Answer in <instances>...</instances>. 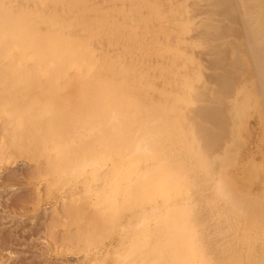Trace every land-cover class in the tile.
Instances as JSON below:
<instances>
[{
	"label": "bare ground",
	"instance_id": "1",
	"mask_svg": "<svg viewBox=\"0 0 264 264\" xmlns=\"http://www.w3.org/2000/svg\"><path fill=\"white\" fill-rule=\"evenodd\" d=\"M122 1L123 0H117L116 2L114 1L115 2V5H114L113 2L110 1L107 4L106 1H104V0H0V168L3 165L5 166V165L10 164V163L12 164V162L14 160L15 161H16V159L19 160L18 158H21L24 162L31 163L32 164L31 166L35 167L36 171L38 170L37 171L38 177L36 178V180L34 179L30 182H32V184L34 185L35 191L37 190L39 192V193L37 192V194L40 195V198H38V199H39V201H41V206H47V205L49 207L50 206L51 207H57L59 205L65 206L64 209H66V211H65L66 214H63L64 215V218H63L64 230L63 231H64V236H65L66 240L68 241L66 243L68 246H66L64 248L63 243H62L63 246H60L62 248H59L58 246H51V248H52L51 254L52 255H54V256H62V254L66 255V256L69 255V256L74 257L76 259V261H75L76 264H182L183 255L186 253L189 254V252H191V249L195 246V244L199 242L198 239L192 238V236H193L192 230H194V229H190L189 227L188 228L185 227L182 229L181 232H177V234H175L173 232L174 231L173 229L175 227L172 229V228H169V227L163 225V226H160L158 228L156 225L159 223V220H158L159 218L154 217L155 215H154V213H152L153 209L151 207H146L145 209H142L143 205L152 206V205H154V203L150 202L148 198L133 199L129 196L131 194L130 193L131 188L127 189V187L130 186V184L132 182L137 183V182H139V180H137V181L131 180L126 175L128 173L127 168L129 169V167L121 168L120 166L116 165L114 154L104 151V147L101 144H99V142L97 140V138H98L97 134L94 131L95 129L100 128L104 132L107 131L112 135H118L119 136L120 133L121 134L126 133L127 137L131 138V133L135 130H138V128L142 127V124L139 121H136V122H134V126L136 128H134L132 125L133 118H140L147 113V112H145V110H147V109H146V107L144 108V106H139L138 108L133 109V111L132 110H126V111H123L122 113L117 111L118 109H121L120 108L121 103H123V102H124L123 103L124 107H122V109H125V108L128 109L129 108L130 105L128 103V100H126V98H127L126 96H128V95L124 94L122 92V90L117 94H113V93H111L112 95H110L108 93L105 94L104 93L105 84L107 86H109V85L107 83H105L106 80L105 81L103 80V82H102L101 72L103 73L102 74L103 76H105V75H104V72L100 70V65L104 64L103 61L106 58V56L103 57V53L106 52V50H107V52L110 51L108 49H105L104 47H108L109 45H111L113 43H110L109 45L105 44V43L103 44L102 43L103 42L102 37L104 35H102V34L104 33V31L99 32V30L97 29L98 26H95V25H94V27H91V28H88L85 30V28H82L81 25L76 24V20H75L76 18H74V16L75 17H78V16L81 17L82 14L87 13V11L89 9H92V10L94 9V11H97V14H98L99 10H103V9L106 10V8L111 7V6L121 8V6L124 5V4H122ZM133 1H135V2H133ZM133 1L131 3H133V4H136V3L146 4V5H149L151 7L152 11H155V10L159 11V12L156 11V13L157 14L159 13V15L162 17V20H160L159 23L150 24V27H148V29H150L151 25H152L153 26L152 34L157 35V37L161 39L160 42L162 41V44H161L162 48H160V50H162L166 54L172 55V57L174 55L176 57H179V60L181 63H184L186 61L185 64H187V65H182L181 63H179L176 65V68H175V66H173V65L177 61L176 60L174 62V64L172 65L173 69H170V71L167 70L165 75L162 74L163 76H165L163 79L164 80L169 79L170 80L169 83H171L170 88L164 89V90H167V89L169 90L166 93V94L169 93V97H167L165 100L171 101V100L175 99L176 95H181V90H180L181 85L187 87V90H185V91L182 90V91H184V93H183L184 99L181 102H179V107L181 108L182 111H184L185 115L181 114L182 117L181 118L179 117V119H181V120H182V118L188 119V121H189L188 124L190 122L194 123V120H196L194 110L196 108H198V109L200 108V110L206 109V112L204 115L206 117L207 113L210 112L207 110L208 109L210 110L212 108H215V109L219 108L223 104L221 102L222 100H223V102H225V105L227 104L226 100L228 98H226L224 101L223 98H225V96H223V95H226L225 93H226V91H228L227 89L229 87L226 86L227 88L221 89V91L216 89L219 92L215 93V88L213 87L215 85H213V83H212V85L208 84L210 80L207 81L205 79V77H203V75L209 76V73L211 75L212 71L210 72V70H212L213 68L216 69V66L219 63L218 62L219 58H222V56H220V55L222 54L224 56L225 54H228L226 52L230 49V47L228 49V45L231 46L230 43L233 42L232 44H234L236 47H239V48L241 47V50H242V52H244V55L240 56L241 58H239V60H237L238 59L237 58L236 60H234L235 62H231L230 63L231 68H229V64L228 65L226 64L225 67L228 66V68L231 69L230 71L228 70L229 73H227V75H232V76L237 75L236 77H238V80L235 77L237 81L236 80H234V81H236L238 84L242 85V83H241L242 81H240V79L242 80V78H243V80H244L243 82H245V80L248 81L247 79H250L248 81V82H250L252 78L257 76L256 74H259V75L264 74V65H263V68L261 70L257 69V71H255V72H254V70H252V68L254 69L255 66L253 64H250V59H249L250 57H248V56H250L252 52H253V54L251 55V57L253 58V56H255L254 55V47L255 46H252L253 41L251 40V38L248 39V37L247 38L244 37V39L240 40V38L242 36L239 37V33H237L238 34L237 36L239 37L238 41L240 40L238 42V43H240V45H239L238 43H234L235 39H236L235 42L237 41L236 34L233 33L234 34L233 35L231 33L233 31V29L235 32L240 26H242L246 21H248V20H246V21L244 20L245 17H246V19H249V17L252 16V13L248 12V9H251L252 7L248 8V6L246 7V5H245V4L250 3L248 0H247L248 3H245V4H244V0H242L243 1L242 2L243 7H245L243 10L245 12H242L240 14H242V15L245 14V16L243 15L244 18L243 17L238 18L239 19L238 21L235 19V17L232 14L236 13L235 12L236 9L234 7L236 6L237 3H238V5H237L238 10L237 11H239V9L242 10V6L239 5L240 2H238L240 0H238V1L236 0L237 1L236 4H235L234 0H133ZM229 1H234L233 2L235 4V5L233 4L234 7H233V5H232V7H231V5L229 6V4H228ZM260 1L257 0L255 2V4L257 2L258 3L256 5L254 4V6H253L256 9L255 10L256 13L254 15L253 21L255 24L257 23L254 26V27H256L255 29H261L263 27L262 33H261V38H260L261 42L263 44L264 43V22H263L264 21V19H263L264 18L263 17L264 16V0L262 2H260ZM125 2H126V0H125ZM128 2H129V0H128ZM251 3H253V2H251ZM125 5H127V2ZM237 6H236V8H237ZM239 6H241V7H239ZM227 8H229L230 10L232 8L233 13H231L232 11L230 12V10L227 11L228 10ZM257 8H259V9H257ZM115 9L113 8V10H115ZM225 9H227V10H225ZM233 9H235V11ZM223 10H225V11H223ZM107 11H108V9H107ZM130 11H131V8L128 10V12H130ZM221 11H223V13L226 12L227 13V14H225L226 16L229 15V13H231L232 17L231 16H229V17L233 18L234 21L231 19L228 20V18L225 15H221ZM246 11L248 14H246ZM119 12H121V11H119ZM119 12L116 11V14ZM132 13H134V12H132ZM116 14L114 13L112 17L114 18V16ZM260 14H261V16H259ZM242 15H240V16H242ZM246 15L249 17H247ZM221 16L226 17V18H224L225 20L227 19L225 22L226 25L225 24L221 25V27L223 26L221 29L219 26L218 29H220L222 31L221 32L219 31V33L216 32L217 33L216 34V33H214V31H215L214 27L217 26L216 24H218V25L220 24V23H216V22H219V20L220 21L224 20L223 17L221 18ZM255 16H258V17L256 18ZM104 17H106V14ZM118 17H120V15H118ZM134 17H135V15H131V14L124 15V13H123V15H121L122 19H124L126 22L128 21L127 24L123 21L126 25L129 24V27L133 26V28H136V33L142 32L146 28L145 25L147 22L145 20L140 21L136 26L135 23H137L139 20L137 19V22H136L133 19ZM143 17H145V15ZM135 18H137V16ZM150 18H152V17H150ZM100 19H99V21H100ZM122 19H119V21H121ZM96 20H98V19L96 18L95 21ZM133 20L135 21V23ZM101 21H102V19H101ZM119 21H118V23H119ZM150 21H152V20H150ZM102 22H105V21H102ZM227 22H229V23H227ZM105 23L107 24L108 22H105ZM124 23H123V25H125ZM260 24H262V25H260ZM257 25H260L261 27L258 26V28H257ZM103 28H104V30H106V27H103ZM235 28H236V30H235ZM109 30H111V29H109ZM212 31H213V34H215V35H213L211 33ZM240 31H242V30H240ZM125 33H127V28H126V31L124 32V34ZM136 36H139V34H137ZM151 37H152V35H150L148 38H151ZM140 39H142V38H140ZM231 40H232V42H231ZM121 41H122V39H121ZM104 42H106V41H104ZM126 44L124 43V45H126ZM141 44H143V43H141ZM106 45H108V46H106ZM130 45H132V42L130 43ZM137 45L138 44H136V46ZM100 46H103V48H101ZM225 46H227V47L225 48ZM145 47H147V45ZM150 47H151V45H150ZM221 47H223V48L221 49ZM231 47H234V46L232 45ZM210 48H212V49L214 48L215 49L214 51H216L217 49L218 50L224 49L223 51L225 53L223 54L222 53L223 51L222 52L218 51V52H216V54L214 56V55H212L214 52L211 53V52L204 51V50L208 51V49L210 50ZM118 49H120V47ZM140 49H143V47L142 48L140 47ZM153 49H155V48H153ZM201 49H204V50L201 51ZM225 49H227V51H225ZM112 50H114V49H112ZM120 50H119V53L117 52L118 54H121ZM160 50H158V51H160ZM195 50H197L196 52H198V50H199V53H200V51L205 53L204 56H206V57H204L203 54H202V57H204L206 59H204V58L203 59H201V58L196 59L195 58L196 56H193L192 54L188 55L189 53L193 52L194 55L197 54V57H198V53L194 52ZM128 51H130V50L128 49ZM147 51H149V50H147ZM230 51H228V52H230ZM100 52L101 53L103 52V53L101 54ZM231 52H233V51H231ZM127 53H129V52H127ZM133 53H135V51ZM162 54H164V53H162ZM233 54H235V53H233ZM114 55H115V53H114ZM114 55L112 57L115 60ZM129 55H131V54H129ZM200 55H201V53H200ZM231 55L228 57L229 60L231 57H232L231 59H233V57H234V55H232V56ZM137 56H139V54ZM211 56L212 57L214 56V57L210 58ZM119 57H121V56L119 55ZM207 57L210 58L211 60L209 59V61H208ZM123 58H125V57H123ZM164 58H166V56H164ZM167 58H168V56H167ZM170 58L171 57L169 56V59ZM214 58L218 59V60H215ZM226 58H227V56H226ZM139 59H140V57H139ZM144 59H148V58H144ZM150 59H151V57H150ZM152 59H153V57H152ZM157 59H158V57H157ZM171 59L174 61L173 58H171ZM120 61H121V59H120ZM125 61L127 63V58ZM133 61H134V59H133ZM154 61H151V62H154ZM156 61H158V60H156ZM140 62H142V61H140ZM170 62H167V65ZM222 62L225 63V61H222ZM222 62H220L219 64L221 65ZM144 63H145V61H143V66H144ZM159 63H160V61H159ZM224 63L222 65H225ZM192 64L195 65V67L197 66L198 69L196 70L195 67L193 66L195 71L191 72V70L193 68L190 66ZM124 65H125V63H124ZM167 65L165 64V66H167ZM145 66H146V63H145ZM150 66H152L154 68L153 64ZM177 66H178V68H177ZM252 66H254V67H252ZM129 67H130V65H129ZM135 67H136V64H135ZM138 67H137V69H139ZM148 67H149V65H148ZM97 68H98V70H100V73L96 72ZM116 69H117V67H116ZM143 69H146V68L143 67ZM143 69L141 72H143ZM219 69H217V72ZM221 69H227V68H224V66H222ZM153 70H155V69H153ZM157 70H159V69H157ZM163 70H164V67H163ZM149 71H150V69H149ZM94 72H96L97 74L95 73V75H94L93 74ZM139 72H140V70H139ZM217 72H216V74H217ZM105 73H107V71ZM108 73H109V71H108ZM138 73H137V75H138ZM162 73H164V72L162 71ZM92 75L97 76L98 79L93 80V81H90V79L87 81H84V79L85 80L87 79L86 77H89ZM111 75L112 74H110V75L107 74L106 76H108L109 77L108 79H110ZM147 75H149V72ZM151 75L152 74H150L149 77H152ZM155 75H156V77L158 76V74H155ZM212 75H215V74L212 73ZM122 76H123L122 78H124L125 75H122ZM135 76H136V74H135ZM194 76H195V79H197V78L199 79L200 85L198 86V88H196L197 84L194 87L193 86L194 84H191V82H190V81H192V78H194ZM115 77H117V76H115ZM137 77H139V75L136 76L135 78H137ZM145 77H146V75H145ZM145 77H144V79H145ZM258 77L261 78V76H258ZM122 78H120V79H122ZM161 78H159V79H161ZM113 79L115 82V78H113ZM118 79H119V77H118ZM118 79H116V81H118ZM148 79H150V78H148ZM256 79H258V78L256 77ZM150 80H148V81H150ZM161 81L162 80H159V82L157 81V83L160 86H161L160 83H162ZM239 81H240V83H239ZM256 82H257V80H256ZM256 82L253 83V81H252L251 84L253 83L255 85ZM111 83H113V81H111ZM128 83H130V82H128ZM141 83H144V82H141ZM221 83L222 82H220V84ZM227 83H229V82L227 81ZM132 84H134V83H132ZM145 84H146V82H145ZM156 84L154 83L153 88H156L155 87ZM217 84H219V83H217ZM224 84H226V83H224ZM238 84L236 85L237 87L239 86ZM127 85L128 84H125L126 87H128ZM122 87H124V85H122ZM143 87H145V86H143ZM148 87H147V89H148ZM252 87H253V85H252ZM123 89H125V88H123ZM250 89H251V87H250ZM158 90L155 89L154 91H158ZM146 91H148V90H146ZM66 92H68V93H66ZM138 92H139V90H138ZM141 92H142V90H141ZM148 92L150 95L149 98L152 101L155 100L153 98H155V96H157L159 94V93H157L155 95L154 94L155 92L152 94H150V92H152V91H148ZM232 93H234V91ZM244 93L245 92H243L242 94H244ZM253 93H255V92H253ZM67 94H70V95L65 96ZM135 94H134V96H135ZM139 94L144 95V93L143 94L139 93ZM145 94L148 95V93H145ZM140 95L139 96L137 95V96L140 97ZM132 96H133V94H132ZM221 96H223L222 100L221 99L219 100V98H221ZM230 96H232V95H230ZM245 96H246V94H245ZM147 97H146V99H148ZM159 97H160V95H159ZM261 97L262 96H260V98ZM161 98H163V97H161ZM124 100H126L127 102ZM246 100H247V96H246ZM155 101L158 102L157 100H155ZM169 101H167V103ZM174 101H176V100H174ZM233 101H235V100L233 99ZM260 101H261V99H260ZM149 102L147 104H149ZM156 102H154V103L156 104ZM160 102H162V101H160ZM243 102H244V99H243ZM152 105H154V104H152ZM131 106H134V105H131ZM154 106H156V107L160 106L161 107V105H154ZM171 106H172V104H171ZM231 106H228V104H227L228 108ZM233 106H235V105H233ZM95 107H99L100 112L98 113V115L95 118H93V117L88 118V116L85 115L84 113H87L88 109L91 110ZM165 108H167V106ZM71 109L74 111L75 117L73 119H70L67 121L63 120L61 118L63 113L65 111H70ZM148 109H150V108L148 107ZM174 109H175V106H174ZM174 109H173V111H174ZM219 109H221V107ZM160 110H161V108H160ZM163 110H165V109L163 108ZM261 110L262 109H260V111ZM213 111H215V110H213ZM161 112L160 113L158 112V114H161ZM166 113L167 112L165 110V117H166ZM189 113H191L190 115L193 116L192 119H189V117H190ZM231 113H230V115H232ZM173 114L171 113V116ZM210 114H211V112H210ZM174 115H177V114H174ZM169 116L167 118L170 119ZM213 116L211 115V116H209V118L210 117L212 118ZM84 117H85V119H84ZM175 117L177 118V116H175ZM207 117H206V119H207ZM261 118H264V116H261ZM82 122H83V125L86 124V129H85L83 135H89L90 132L94 131L93 133L90 134V136H91V140H89L90 142H88L87 144H84L83 142H79V143L75 142L74 143L73 141H75V140H73L72 144H70V146H72V148L74 149V153H73L72 157L68 161L62 160L59 155H56V153L53 149L54 148L53 147V141H52L53 138L55 136L57 137V135L59 134L58 132H61V133L62 132H64V133L65 132H69V133L74 132V134H75L76 133L75 131H78L77 129ZM181 122H184V121H181ZM215 122H216V118H215ZM179 124H181V123H177V125H179ZM185 125H187V124H185ZM184 126L183 127L180 126V127L185 131V134H186V127L184 129ZM243 127L245 128V126H243ZM181 128H179V130ZM174 129L175 128H173L172 130H174ZM187 129L190 130V128H187ZM68 130H70L71 132ZM241 131L243 132V129ZM180 132H181V130H180ZM182 134L184 136H186L184 133H182ZM74 137H75V135L73 136V138ZM195 137H196V135H195ZM58 138H60V137L58 136ZM200 139L197 138V140H200ZM223 139H225V138H223ZM223 139H222V141H223ZM227 139H228V137H227ZM186 140H187V138H186ZM205 141H207V140H205ZM180 142H182V141H180ZM187 142L189 143V138H188ZM57 143H55V144H57ZM60 143H61V141H60ZM201 144H203V143H201ZM140 145L141 144H139L138 146L135 147V149L137 151L140 150V148H141ZM192 147L190 146L189 148H192ZM222 147L224 148V146H222ZM194 149H195V146H194ZM190 150H193V149H190ZM221 150H222V148H221ZM221 150H220V152H223ZM216 151H218V149ZM207 153H209V152H207ZM210 153L208 154L209 156H211ZM211 154L213 155V153H211ZM200 156L202 157V155H200ZM209 156H207V157L210 160L211 157H209ZM203 159L204 158H202V160ZM141 161H142V159L138 160V162H141ZM138 162L136 161V163H138ZM208 162L210 163V161H208ZM22 164H24V163H22ZM206 167L210 168L211 166H206V164H205V168ZM232 167H235V166L233 165ZM228 169L229 168H227V170ZM221 170H223V169H221ZM225 170L226 169L224 168V171ZM164 173H165V175L163 174L159 178V182H158L159 185L163 183V181L167 175V171H165ZM222 173H223V171H222ZM206 175H207V173H206ZM217 175H219V172ZM220 175L223 176L222 174H220ZM216 176L213 175V178ZM213 178H212V180H214ZM218 178H219V176H218ZM218 178H217V180H218ZM223 178H224V176H223ZM151 179L152 178L149 177V179H145L146 182H140V183H145L146 185H149L150 183H152ZM220 179H221V177H220ZM179 181H180L179 177H177V176L173 177L174 183H178ZM214 182H215V180H214ZM218 182H219V180H218ZM220 183H219V185H217L218 190L220 187H221L220 189H222V188H224V186L226 184L228 185V183H226V182H225L226 184L224 185L223 180H222V184H220ZM229 184H230V182H229ZM221 185H223V186H221ZM226 187H228V186H226ZM229 187L230 188L232 187L234 189L233 190L231 188L233 190L232 193H234V191L238 192L236 187H234V186H229ZM231 189H229V190H231ZM136 191H137V189H136ZM138 191L141 192V190H138ZM151 191L152 190H150V192ZM226 191L224 189H222L221 191L219 190V192H222L223 195L224 194L227 195V193H229L228 191L227 192ZM218 193H217V195H221ZM71 194H73V195H71ZM134 194H136V193L134 192ZM69 195H70V197H68ZM162 195H164V194H161L155 198L160 199L162 197ZM236 195H238V193ZM228 196L229 195H227V197ZM233 196H235V194ZM241 198L243 199V197H241ZM226 200H229L228 202L231 201L230 198H227ZM238 200L241 201L240 199H238ZM234 201H235V203L237 202L236 200H234ZM239 201L236 204H234V203L233 204L238 205V204H240ZM211 202H212V200H211ZM230 203H232V202H230ZM169 204H170V202H169ZM242 205L243 204L241 203L240 208H242ZM212 206H213V204H212ZM216 206H217V204H216ZM230 206H231V204H230ZM165 207H167V206L165 205ZM237 207H235L233 209L235 210V209H237ZM243 207H244V205H243ZM240 208H239L240 213L242 215H243V213L246 214L245 221L248 222L247 218H249L250 214H251V213L249 215L247 214V213H249V212H247V210H249V209L242 208V210H241ZM249 208H250V206H249ZM243 209L247 213L241 212V211H243ZM72 210H73V212L71 213ZM239 210H237V212ZM59 211H61V210L59 209ZM249 211H251V210H249ZM255 212H256V210H255ZM217 213H218V210H217ZM227 214L229 215L228 212H227ZM216 215H218V214H216ZM232 215H233V213H232ZM252 215H254V214L252 213ZM252 215L250 217L251 219H249V222L248 223L245 222L246 224L244 223L245 226L247 225L248 229L244 226L243 227L246 230L253 228L254 234L256 236L260 235V234L262 235L263 233H261V232H264V219L263 220H261V219L264 217H261V216L259 218L257 217L258 220L255 221L253 219V222H252L251 220H252V218H254V216L252 217ZM247 216H249V217H247ZM229 217H230V215H229ZM213 218H215V217H213ZM56 220L57 219H55V221ZM242 223H243V221H242ZM235 226H237V225H235ZM54 227H55L54 229H56V226H54ZM230 228L231 227H229V230H230ZM245 229H243V230L245 231ZM227 231H228V229H227ZM238 231H240V229ZM249 231H247V232H249ZM53 232H54V230H53ZM231 232H232V230H231ZM247 232L245 233L246 235H247ZM225 233H226V230H225ZM225 233H224V235H225ZM252 233H253V231H252ZM238 234H236V236ZM62 236H63V234H61V237ZM242 236H243L242 240L244 237H247L244 234H242ZM248 236H249V234H248ZM57 237H59V236H57ZM254 237L255 236H253V237L251 236L252 239ZM212 238H213V236H212ZM255 240H257V239H255ZM222 241H224V240H222ZM258 241H259V239L256 242H258ZM239 242L237 243V247L239 246L238 245ZM244 242H246V241H244ZM244 242H242V243H244ZM261 245L264 247V240L262 241L260 246ZM255 246H256V244H255ZM262 246L260 248L261 251L259 250L261 253L259 254L258 258H260V257L264 258V253H263L264 250L262 249ZM226 248H228V247H226ZM229 248H230V246H229ZM241 248L242 247H240V249ZM250 248H251V246H250ZM232 249H234V248H232ZM232 249H230L229 252ZM248 250H250V249H248ZM252 250H253V248L251 249V251ZM240 251L241 250H239V252ZM242 251H244V249ZM249 254H250V252H249ZM253 254H256V252ZM227 255H229V254H227ZM237 255H239V254H237ZM238 258H239L238 262L241 263V261H242L241 257L238 256ZM245 259H248V257L245 256ZM75 262H74V264H75ZM227 262L229 263L230 261H227ZM260 263L263 264L262 260ZM183 264H194L193 257L190 258V260H187V262L183 263ZM244 264H246V263H244ZM248 264H250V263H248ZM251 264H253V263L251 262Z\"/></svg>",
	"mask_w": 264,
	"mask_h": 264
},
{
	"label": "rangeland",
	"instance_id": "2",
	"mask_svg": "<svg viewBox=\"0 0 264 264\" xmlns=\"http://www.w3.org/2000/svg\"><path fill=\"white\" fill-rule=\"evenodd\" d=\"M104 1H106L107 4L111 1L115 5V2L117 0H104ZM132 1L133 0H129V2H128V0H126L127 5H125L126 2H125V0H123L122 4H124V5L121 6V8L111 6V7L106 8V10L105 9L99 10L98 14H97V11H94V9L93 10L89 9L87 11V13H85V14L83 13L81 17L80 16L75 17L73 15L74 18H76L75 19L76 24L81 25L82 28H85V30L88 28L94 27V25H95V26H98L97 29L99 30V32L104 31V33L102 34V35H104L102 37V41H103L102 43L103 44L105 43V44L109 45L110 43H113L109 46L106 45L108 47H104L105 49H108L110 51L107 52V50H106V52H104V53L102 52L103 57L106 56V58L103 61L104 64L100 65V70L104 72L105 76L107 74L108 75L112 74L111 75L112 77L110 76V79H111L110 80V79H108L109 78L108 76H106L107 77L106 78L105 76L102 75L103 73L101 72L102 82H103V80L104 81L106 80L105 83H107L109 85V86H107L105 84V87H104V93L105 94H107V93L110 95H112L111 93L117 94L122 90V92L124 94L128 95V96H126L127 97L126 100H128V103L130 105L129 108L128 109L127 108L122 109V107H124V105H123L124 102H123V103H121V107H120L121 109H118L117 111L120 113H122L123 111H126V110H132L133 111V109L138 108L139 106H144V108L146 107V109H147V110H145V112H147V113L144 116H142L140 118H133V120H132L133 127L136 128L134 126V122H136V121H139L142 124V127L138 128V130L133 131L131 133V138H128L126 133L125 134L120 133L118 136V135H112L107 131L104 132L100 128H99L100 130L95 129L94 131L97 134V137H98L97 140H98L99 144H101L104 147L105 152H109V153L114 154L116 165L120 166L121 168L129 167V169L127 168L128 173L126 175L131 180H134V181L139 180V182H137V183L132 182L130 184V186L127 187V189L131 188L130 189L131 194L129 196L133 199L148 198L150 202L154 203V205H152V206L143 205L142 209H145L146 207H151L153 209L152 213H154V215H155L154 217L159 218L158 219L159 223L156 225L158 228L160 226H163V225L167 226L169 228H172V229L175 227L173 229L174 230L173 232L175 234H177V232H181L182 229L185 227H187V228L189 227L190 229H194V230H192L193 231L192 232L193 233L192 238L198 239L199 242L195 244V246L191 249V252H189V254L186 253L183 255L182 264L186 263L187 260H190V258H192V257L194 259V264H244V263H246V264L250 263L251 264V262L253 264H261L260 263L261 260H262V263L264 264V262H263L264 258L263 257H262L263 259L261 257L258 258L259 254L261 253L260 248L262 245L260 246V244L264 240V235H263L264 232H261V233H263L262 235L260 234L261 236L260 235L256 236L254 234L253 228L252 229L250 228L249 229L250 231L246 230L244 228V227H246L248 229L247 225L245 226V224H246L245 222H247V221H245L246 214L243 213V215H242L240 213V210H239L241 203L244 205V207L242 205V208H246V209L251 210V211L247 210V212H249V213H247L244 209L241 212H246L248 215L251 213L250 217L253 213L254 215H252V217L254 216V218H252V220H251L252 222H253V219L255 221H257L260 216L264 217L263 216L264 215V121H263L264 118H261V116H264V109H263L264 108V74L263 75L262 74L261 75L256 74L257 76L256 75L255 76L258 79H256V77H254L251 79L250 82H248L250 79H247L248 81L245 80V82H243L244 80L242 78V80L240 79V81H242L241 82L242 85L238 84L236 82L238 80V77H236L237 75H233V76L227 75V73H229L228 70L229 71L231 70V69H229V68H231L230 63L235 62L234 60H236L237 58H238L237 60H239V58H241L240 56L244 55V52H242L241 47L240 48L236 47L234 44H232L233 42L231 40L232 43H230V44H231V46L233 45L234 47H231L228 45V49L230 47V49L228 51L231 50L233 52L230 51L231 52L230 53L227 51V49H225V51H227L226 53H228V54H225L227 56V58L225 55L223 56L222 54L220 55V56H222V58H219V60L214 58L215 60H218L219 63L222 61H225V63L222 62L221 65L218 63V65L216 66V69L213 68L212 70H210V72L212 71V73H214L215 75H212V73L210 75V73H209V76L203 75V77H205V79L207 81L210 80L208 84L212 85V83H213V85H215V86H213L215 88V93L216 92L218 93L219 91H221V89H225V88L229 87L227 89L228 91H226V93H225L226 95H223V96H225V98H223V99L225 101V99L228 98L226 100L227 104H228V106H231V105L232 106L228 108L227 104L225 105V102H223V100H222L223 96H221V98H219V100L221 99L222 100L221 102L223 103V104L221 103L222 104L220 106L221 109H219L220 108L219 107L217 109L212 108L210 110L209 109L207 110V111L211 112V114H210V112L207 113V116L209 114H210L209 116L214 115L213 116L214 118L213 117L209 118V116L208 117L206 116L207 117V119H206V117L204 116L206 109L200 110V108L199 109L196 108L197 110L196 109L194 110L196 120H194V123L190 122L188 124V122H189L188 119H183V118H182V120L179 119V117L181 118L182 115H185L184 111H182L181 108L179 107V102H181L184 99L183 93L185 90H187V87L182 86V85H181L182 87L180 86L181 95H176V97L174 99L176 101L165 100L167 97H169V93L166 94L169 90L168 89L164 90V89L170 88L171 83H169L170 82L169 79H167V80L165 79L166 80L165 81L163 79L165 76H163L162 74L165 75L167 70L170 71V69H173V66H175V68H176V65L181 63V62L179 60V57H176L175 55L172 57V55L166 54L165 52L160 50V48H162L161 47L162 41L160 42L161 39L158 38L157 35L152 34V28H153L152 25H151V28L148 29V27H150V24L159 23L160 20H162V17L159 15V13L158 14L156 13V11L159 12L158 10L152 11L151 7L149 5L142 4V3L133 4V3H131ZM234 1L236 4L238 0L237 1L234 0ZM234 1H229V3H228L229 6L231 5V7H232V5L234 4L233 3ZM248 1L250 3H248ZM248 1L244 0V4L248 3V4H245L246 7L247 6H248V8L252 7L251 9H248V12L252 13V16L249 17L246 15L247 17H249V19H246V17H245L244 20L245 21L248 20L249 22L246 21L242 26L239 27L240 29L238 28L236 30V28H235V30L237 32L236 31L234 32V29H233V31L231 33L236 34V37H237V41L235 42V40H236L235 39L234 43H238L241 39H244V37L245 38L248 37V39L251 38V40L253 41L252 46H255L254 47V55L255 56H253V58L251 57V55L253 54V52H252L251 55L248 57H250L249 58L250 64H253L256 67L255 68L254 66H252V67H254V69L252 68V70H254V72H255V71H257V69L261 70L263 68V65H264V43L262 44L261 39H260L263 27L261 29H255L256 27H254L257 23L255 24L253 21L254 15L256 13V11H255L256 9L253 6L257 0H255V1L254 0H248ZM258 1H260V0H258ZM262 1L263 0H261L260 2H262ZM133 2H135V1H133ZM238 2H240L239 5L242 6V10L239 9V11H237L238 10V6H237L238 3L236 4L237 8H236V6L234 7V5H235L234 4L233 7L236 9V11H235V9H233V10L236 13L232 14L237 21L239 20L238 18H240V17L244 18V16H245V14H243L244 16L242 14H240L242 12H245L243 10L245 8V7H243V4H242L243 1L240 0ZM251 2H253V3H251ZM241 6H239V7H241ZM113 8L114 9L116 8L115 10L117 12L121 11V12H119L120 14L119 13L116 14V11L113 10ZM130 8H131V11L128 12V10ZM107 9H108V11H107ZM227 9H225V10H227V11L230 10L229 8H227ZM257 9H259V8H257ZM225 10H223V11H225ZM223 11H221V15L227 14L226 12L223 13ZM231 11H232V8H231L230 12ZM132 12H134V13H132ZM114 13L116 14L115 15L116 17L114 16V18H113L112 16ZM123 13H124V15L131 14V15H135V17L137 16V18H135V17L133 18L136 22H137V19L139 20L137 23H135V21L133 20L136 26L140 21L145 20L147 22L145 25L146 28L142 32L136 33V28H133V26L129 27V24L126 25L128 21L126 22L124 19L121 18V15H123ZM231 13H233V11ZM231 13H229V15H227V16L225 15V16L228 18V20L231 19L234 21V19L231 18L232 17ZM105 14H106V17H104ZM246 14H248L247 11H246ZM118 15H120V17H118ZM144 15H145V17H143ZM240 15H242V16H240ZM229 16H231V17H229ZM259 16H261V14ZM150 17H152V18H150ZM222 17H223V19L226 18L224 16H221V18ZM255 17L257 18L258 16H255ZM96 18L98 20L95 21ZM100 18L102 19V21H105L108 23L106 24L105 22H102ZM99 19H100V21H99ZM119 19H122V20L119 21ZM150 20H152V21H150ZM226 20L224 19L222 21L219 20V22H216V23H220V24L219 25L216 24L217 26L214 25L216 27V28L214 27V29H215L214 33H216V32L219 33V31L220 32L222 31V30H220L223 27V26L221 27V25L225 24ZM118 21H119V23H118ZM123 23L125 25H123ZM227 23H229V22H227ZM260 25H262V24H260ZM260 25H257V28ZM219 26H220V29H218ZM103 27H106V30H104ZM126 28H127V33L124 34V32L126 31ZM109 29H111V30H109ZM240 30H242V31H240ZM211 33L213 34V31ZM237 33H239V37H241V36L243 37V38L241 37L239 41H238L239 37L237 36L238 35ZM135 34L136 35L139 34V36H136ZM148 35L149 36L152 35V37L148 38L149 37ZM213 35H215V34H213ZM120 38L122 39V41ZM140 38H142V39H140ZM104 41H106V42H104ZM131 42H132V45H130ZM124 43L125 44L127 43V44L124 45ZM141 43H143V44H141ZM136 44H138L139 46L137 45L138 46L137 47ZM238 44L240 45V43H238ZM146 45H147V47H145ZM150 45H151V47H150ZM100 47L103 48V46H100ZM119 47L121 50L118 49ZM140 47L141 48L143 47V49H140ZM226 47L227 46H225V48ZM153 48H155V49H153ZM222 48L223 47H221V49ZM112 49H114V50L116 49L117 51L116 50L114 51ZM128 49L130 51H128ZM119 50H120L121 54H118ZM147 50H149V51H147ZM158 50H160V51H158ZM202 50H204V49H201V51ZM214 50H215L214 48L213 49L210 48V50L208 49V51L207 50H204V51L211 52V53L214 52L212 55L215 56L216 52H218V51L222 52L224 49L223 50L217 49L216 51H214ZM134 51H135V53H133ZM196 51L197 50H195L194 52L198 53V57H197V54L194 55L193 52L189 53L188 55L192 54L193 56H196L195 57L196 59H198V58L203 59L204 57H206V56H204L205 53L200 51V53H201V55H200L199 50H198V52H196ZM127 52H129V53H127ZM114 53H115V55H114ZM123 53L125 55L126 54L127 55L125 56ZM162 53H164V54H162ZM222 53L224 54L225 52L223 51ZM233 53H235V54H233ZM129 54H131L132 56ZM138 54H139V56H137ZM202 54L204 57H202ZM231 54L234 55V57H233V59H231L232 58L231 57L229 60L228 57ZM113 55H114L115 60L112 57ZM119 55L121 57H119ZM164 56H166V58H164ZM167 56H168V58H167ZM169 56L171 58H173L174 61L171 58L169 59ZM123 57H125V58H123ZM139 57H140V59H139ZM150 57H151V59H150ZM152 57H153V59H152ZM157 57H158V59H157ZM213 57L211 56L210 58H213ZM126 58H127V63L125 61ZM144 58H148V59H144ZM154 58L158 61H156ZM210 58H208V61ZM120 59H121V61H120ZM133 59H134V61H133ZM204 59H206V58H204ZM140 61H142V62H140ZM143 61H145L146 66H145V63L143 66ZM151 61H154V62H151ZM159 61L161 64L159 63ZM167 62H170V63H168L169 66L167 65ZM174 62H175V64H174ZM185 62L181 63V64L187 65V64H185ZM124 63H125V65H124ZM223 63L225 65H222ZM135 64H136V67H135ZM152 64H153L154 68L152 66H150ZM165 64L168 67L165 66ZM226 64L227 65L229 64V68H228V66L225 67ZM129 65H130V67H129ZM148 65H149V67H148ZM170 65L171 66L173 65V66L171 67ZM193 66L195 67V65H193V64L190 66L193 68L191 70V72L195 71ZM222 66H224V68H227V69H221ZM116 67H117V69H116ZM137 67L139 69H137ZM143 67H145L146 69H143ZM163 67H164V70H163ZM177 68H178V66H177ZM142 69H143V72H141ZM149 69H150V71H149ZM153 69H155V70H153ZM157 69H159V70H157ZM195 69L197 70L198 67L196 66ZM217 69H219L218 72H217ZM100 70H98V68H97L96 72L100 73ZM139 70L141 73L139 72ZM106 71H107V73H105ZM108 71H109V73H108ZM162 71L164 73H162ZM96 72H94L93 74L95 75ZM148 72H149V75L152 74L151 75L152 77H149V75H147ZM216 72H217V74H216ZM137 73H138L139 77L135 78L136 76H138ZM135 74H136V76H135ZM155 74H158V76L156 77ZM122 75H125L124 78H122L123 77ZM145 75H146V77H145ZM115 76H117V77H115ZM258 76H261V78ZM118 77H119V79H118ZM144 77H145V79H144ZM158 77L159 78L162 77V78L159 79ZM235 77L237 78V80ZM86 78L87 79L86 80L84 79V81H87L89 79H90V81L98 79L97 76H93V75L86 77ZM113 78H115V82H114ZM120 78H122V79H120ZM148 78H150L151 80ZM116 79H118V81H116ZM148 80H150V81H148ZM156 80L158 82H159V80H162L161 81L162 83H160L161 86L157 83ZM234 80H236V81H234ZM256 80H257V82H256ZM111 81H113V83H111ZM192 81H190L191 84H194L193 85L194 87L197 84L196 88H198V86L200 85L199 79L198 78L195 79V76H194V78H192ZM227 81L229 83H227ZM240 81H239V83H240ZM252 81H253V83L254 82L257 83V84L255 83L256 86L253 83L251 84ZM128 82H130V83H128ZM141 82H144V83H141ZM145 82H146V84H145ZM220 82H222V83L220 84ZM132 83H134V84H132ZM154 83L158 84V85L157 84L155 85L156 88H153ZM217 83H219L220 85ZM224 83H226V84H224ZM125 84H128L127 85L128 87H126ZM237 84L239 85L238 87L236 86ZM122 85H124V87H122ZM252 85H253V87H252ZM143 86H145V87H143ZM147 87H148V89H147ZM250 87H251V89H250ZM123 88H125V89H123ZM155 89L156 90L159 89L160 91L159 90H158L159 92L154 91ZM216 89L219 91H217ZM138 90H139V92H138ZM141 90L144 93V95L139 94V93L143 94L141 92ZM146 90L152 91V92H150V94L155 92L154 94L156 95L157 93H159L157 96H155V98H153V99L157 100L158 102H156L155 100H153V101L150 100L149 92ZM182 90H184V91H182ZM231 91L232 92L234 91V93H232ZM243 92H245V93L242 94ZM253 92H255V93H253ZM66 93H68V92H66ZM145 93H148V95H146ZM132 94H133V96H132ZM134 94H135V96H134ZM245 94L247 96V100H246ZM69 95L70 94H67L65 96H69ZM137 95L138 96L140 95V97H138ZM159 95H160V97H159ZM230 95H232V96L234 95V96L232 97ZM145 96L146 97L148 96L147 97L148 99H146ZM260 96H262V97L260 98ZM161 97H163V98H161ZM232 98L236 102L233 101ZM243 99H244V102H243ZM260 99H261V101H260ZM126 100H124V101H126ZM147 101L148 102L150 101L149 104H147L148 103ZM160 101H162V102L164 101V102L162 103ZM167 101H169V102L167 103ZM154 102H156V104ZM152 104L161 105V107L159 106L161 108V110L159 107H156ZM171 104H172V106H171ZM131 105H134V106H131ZM233 105H235V106H233ZM166 106H167V108H165ZM174 106H175V109H174ZM148 107L150 109H148ZM163 108L168 113V114L166 113V117H165V110H163ZM173 109H174V111H173ZM260 109H262V110L260 111ZM213 110H215V111H213ZM99 112H100V108L95 107L91 110L88 109V112L84 113V114L87 115L88 118H92V117L95 118ZM158 112L159 113L161 112V114H158ZM170 112L172 114L175 112L174 114H177V115L173 114L174 116L173 115L171 116ZM230 113L232 115H230ZM190 114L191 113H189V116L191 118L189 117V119H192L193 116ZM168 116L170 117V119L167 118ZM175 116H177V118L179 120ZM74 117H75V113L71 109L70 111H65L61 118L65 121H67V120L73 119ZM215 118H216V122H215ZM84 119H85V117H84ZM181 121H184L185 123L181 122ZM177 123H181V124L177 125ZM183 124L184 125L187 124V125L184 126ZM192 124L193 125L195 124V125L193 126ZM82 125H83V122L79 125V127L77 129L78 131H75L76 132L75 134H74V132H72V133L58 132L59 134L57 135V137L55 136L53 138V140H52L53 141V147H54L53 149H54L56 155H59L62 160L68 161L72 157V155L74 153V149L72 148V146H70V144H72L73 140H75V141H73L74 143L75 142H77V143L83 142L84 144H87L88 142H90L89 141V140H91L90 134L93 133L94 131L90 132L89 135H83L84 131L86 129V124H84L83 126ZM182 125L184 126V129L186 127V134H185V131L181 128V127H183ZM243 126H245V128ZM172 127L175 128L174 129L175 131L172 130L173 129ZM179 128H181L180 129L181 132H180ZM187 128H190V130ZM241 128L243 129V132L241 131L242 130ZM68 131H70V130H68ZM182 133H184L186 136H184ZM74 135H75V137L73 138ZM195 135H196V137H195ZM58 136L60 138H58ZM227 137H228V139H227ZM186 138H187V140L189 138V143L187 142ZM197 138L198 139L201 138V139L197 140ZM223 138H225V139H223ZM222 139H223V141H222ZM205 140H207V141H205ZM60 141H61V143H60ZM180 141H182V142H180ZM55 143H57L58 145ZM201 143H203V144H201ZM139 144H141L140 145L141 148L139 151H137L135 149V147L138 146ZM190 146L191 147L193 146V147L189 148ZM194 146H195V149H194ZM222 146H224V148ZM221 148H222V150H221ZM190 149H193V150H190ZM217 149H218V151H216ZM220 150L223 152H220ZM207 152H209V153L211 152V153H213V155L210 153L211 156H209L208 155L209 153H207ZM200 155H202V157ZM207 156L211 157V159L209 160V158ZM202 158H204V159L202 160ZM18 159L19 160L16 159V161L14 160L15 162L13 161L12 164L10 163V164H7L5 166L3 165L0 168V264H74V262L76 261V259L74 257H71L69 255L66 256L64 254H62V256H54L51 254L52 253L51 252V250H52L51 246H58L59 248H62L60 246H63V245H64V248L66 246H68L66 244L68 241L66 240V238L64 236V231H63L64 230V228H63V226H64V224H63L64 215L63 214H66L65 213L66 209H64L65 206H63V205H61V206L59 205L57 207H51L50 206L51 208L48 205L47 206H41V201H39V199H38V198H40V195L37 194L38 191L37 190L35 191L34 185L32 184V182H30L34 179L36 180V178L38 177V173H37L38 170L36 171L35 167L31 166L32 165L31 163L24 162L21 158H18ZM141 159H142V161L138 162V160H141ZM136 161L138 163H136ZM208 161H210V163ZM22 163H24V164H22ZM205 164H206V166H211V167L205 168ZM233 165L235 167H232ZM224 168L226 169L225 171H224ZM227 168H229V169L227 170ZM221 169H223V170H221ZM165 171H167V175H166L163 183L159 185V183H158L159 178L161 177V175H163V174L165 175V173H164ZM222 171H223V173H222ZM218 172H219V175H217ZM206 173H207V175H206ZM220 174H222L224 176V178ZM213 175H215V176L217 175V176L213 178ZM175 176L179 177L180 181L178 183L173 182V177H175ZM218 176H219V178H218ZM149 177L152 178L151 179L152 183H150L149 185H146L145 183H140V182H146L145 179H149ZM220 177H221V179H220ZM212 178L215 180V182H214V180H212ZM217 178H218L219 182H218ZM222 180L224 182L223 183L224 185L226 183H228V185L226 184L224 186V188H222L225 191L227 190L229 192V193H227V195H229L228 197L226 194L223 195L222 192H219V190L220 191L222 190V189H220L221 187L219 188V190L217 188V185H219L220 182H221L220 184H222ZM229 182H230V184L231 183L232 184L230 185ZM221 186H223V185H221ZM226 186H228V187H226ZM229 186L236 187L238 192L234 191V193H232L234 189L231 187L233 189L232 190ZM136 189H137V191H136ZM229 189H231V190H229ZM138 190H141V192ZM150 190H152V191L150 192ZM134 192L136 194H134ZM160 193L164 194V195H162V197L160 199H156L155 197L161 195ZM217 193L221 194L222 196L217 195ZM237 193H238V195H236ZM234 194L236 197L233 196ZM71 195H73V194H71ZM68 197H70V195ZM241 197H243V199ZM227 198H230V200H231L230 202H232V203L228 202L229 200H226ZM238 199H240L241 201H239ZM211 200H212V202H211ZM234 200H236L237 202L239 201V203H240V204H238L239 206L234 205L237 203V202L235 203ZM169 202H170V204H169ZM211 203L213 204V206ZM229 203L231 204V206ZM216 204H217V206H216ZM165 205L167 207H165ZM249 206H250V208H249ZM235 207H237V209L234 210L233 208H235ZM242 208H240V209L242 210ZM59 209L61 211H59ZM217 210H218V213H217ZM237 210H239V211L237 212ZM255 210H256V212H255ZM72 212H73V210L71 211V213ZM227 212L229 213L230 217L227 214ZM232 213H233V215H232ZM216 214H218V215H216ZM213 217H215V218H213ZM247 217H249V216H247ZM250 217L247 218L248 222H249V219H251ZM55 219H57V220L55 221ZM263 219L264 218H262L261 220H263ZM227 220L228 221L230 220V221L228 222ZM242 221H243V223H242ZM234 224L237 226H235ZM54 226H56V229H54L55 228ZM229 227H231L230 230H229ZM52 229L54 230L55 233L53 232ZM227 229H228V231H227ZM239 229H240V231H238ZM243 229H245L246 232L249 231L250 233L247 232V235H246L245 234L246 232ZM225 230H226V233H225ZM231 230H232V232H231ZM252 231H253V233H252ZM224 233H225V235H224ZM61 234H63L64 237L63 236L61 237ZM236 234H238V235L236 236ZM242 234L247 236V237H244L243 240H242V237H243ZM248 234L250 237L248 236ZM57 236H59V237H57ZM212 236H213V238H212ZM251 236L252 237L255 236L253 238L254 240L251 238ZM255 239H257V240L259 239V241L256 242L257 240H255ZM222 240H224L225 242ZM244 241H246V242H244ZM238 242H239V244H238L239 246L237 247ZM242 242H244V243H242ZM62 243H63V245H62ZM255 244H256V246H255ZM229 246H230V248H229ZM250 246H251V248H250ZM226 247H228V248H226ZM240 247H242V248L240 249ZM232 248H234V249H232ZM252 248H253V250H252L253 252L251 251ZM230 249H232V250L229 252ZM243 249H244V251H242ZM248 249H250V250H248ZM262 249L264 250L263 246H262ZM239 250H241L242 252L241 251L239 252ZM249 252H250V254H249ZM255 252H256V254H253ZM227 254H229V255H227ZM237 254H239V255H237ZM238 256L241 257V259H242L241 263L238 262L239 261ZM245 256L248 257V259H245ZM256 259L257 260L259 259V260L257 261ZM227 261H230V262L228 263ZM75 264H76V262H75Z\"/></svg>",
	"mask_w": 264,
	"mask_h": 264
}]
</instances>
